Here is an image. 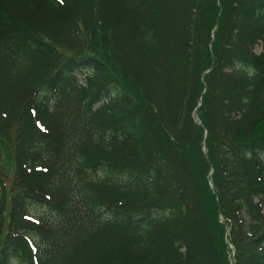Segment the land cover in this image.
Masks as SVG:
<instances>
[{
  "label": "trees",
  "instance_id": "16d2710c",
  "mask_svg": "<svg viewBox=\"0 0 264 264\" xmlns=\"http://www.w3.org/2000/svg\"><path fill=\"white\" fill-rule=\"evenodd\" d=\"M2 152L0 264H264V0H0Z\"/></svg>",
  "mask_w": 264,
  "mask_h": 264
},
{
  "label": "rangeland",
  "instance_id": "374dc122",
  "mask_svg": "<svg viewBox=\"0 0 264 264\" xmlns=\"http://www.w3.org/2000/svg\"><path fill=\"white\" fill-rule=\"evenodd\" d=\"M256 51L257 52L262 51V44H258L256 46ZM86 74H87V72L80 73L79 74L80 79H82ZM11 162L12 161L8 155H6L3 152L0 154V173H3L4 175H6L7 180L9 182L12 181V178H13V165Z\"/></svg>",
  "mask_w": 264,
  "mask_h": 264
},
{
  "label": "water",
  "instance_id": "95a60500",
  "mask_svg": "<svg viewBox=\"0 0 264 264\" xmlns=\"http://www.w3.org/2000/svg\"><path fill=\"white\" fill-rule=\"evenodd\" d=\"M194 118L196 121H198L199 123H201V120L199 118V115L197 114V112L194 113ZM212 187H214V185L212 184Z\"/></svg>",
  "mask_w": 264,
  "mask_h": 264
}]
</instances>
